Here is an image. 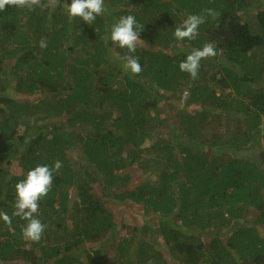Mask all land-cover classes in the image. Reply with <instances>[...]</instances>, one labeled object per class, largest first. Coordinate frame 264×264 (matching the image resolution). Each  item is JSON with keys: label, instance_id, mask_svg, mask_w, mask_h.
Listing matches in <instances>:
<instances>
[{"label": "trees", "instance_id": "1", "mask_svg": "<svg viewBox=\"0 0 264 264\" xmlns=\"http://www.w3.org/2000/svg\"><path fill=\"white\" fill-rule=\"evenodd\" d=\"M47 1L0 12V211L12 217L0 219V264H82L71 251L88 244L86 264H264V0H182L175 18L160 17L159 0H104L73 30L58 19L66 0ZM205 9L218 15L177 41L175 28ZM143 11L150 49L138 43L133 77L109 36ZM209 43L217 56L193 80L179 63ZM57 160L39 201L45 232L25 241L15 185ZM121 204L149 219L122 218L110 208Z\"/></svg>", "mask_w": 264, "mask_h": 264}, {"label": "clouds", "instance_id": "2", "mask_svg": "<svg viewBox=\"0 0 264 264\" xmlns=\"http://www.w3.org/2000/svg\"><path fill=\"white\" fill-rule=\"evenodd\" d=\"M41 3L42 0H0V12L5 11L6 6L27 8L31 11L35 7L41 6ZM44 6L46 7L47 5ZM65 10L70 20L79 17L83 22L91 25L97 16L104 13V0H71L70 5H65ZM205 14L213 18L218 15L212 9H205L201 14L187 15L182 24L175 28L174 38L177 41L196 39L199 35V26L206 22ZM160 17L163 18V13ZM155 26H157L156 23ZM137 27L135 16H121L113 23L109 36L114 45L127 49L128 54L123 56L118 55L116 59L121 62L123 71L133 77L138 76L142 71L139 57L132 55V53H135L138 43L142 42L140 39L141 31H137ZM39 47L41 49L47 47L45 39L42 38L40 40ZM216 56L217 51L213 44L209 43L205 44L202 48H193L185 60L179 63V69L181 72L187 73L191 79H198L201 61ZM6 94L11 95V90H8ZM181 102L183 103V99ZM62 166V162L59 160L55 161L53 166L38 165L29 170L26 177L15 185V211L12 213V216L20 217L27 222L21 230L22 238L25 241L38 243L45 232L46 225L37 218L39 201L50 192L53 183V173H58ZM0 219L6 224H11L12 217L0 211ZM89 248L90 245L88 244L86 249ZM81 250L85 249L75 248L71 253H76L79 262L86 264V261L81 257Z\"/></svg>", "mask_w": 264, "mask_h": 264}, {"label": "rangeland", "instance_id": "3", "mask_svg": "<svg viewBox=\"0 0 264 264\" xmlns=\"http://www.w3.org/2000/svg\"><path fill=\"white\" fill-rule=\"evenodd\" d=\"M160 1V9L163 11V18L165 17H171V18H175L177 16H180V15H184L185 12H183V10L187 11V7H184L183 3H182V0H159ZM209 2V1H208ZM163 3H165V5H163ZM66 4H71V0H66L64 3L60 4L62 7V9L60 11H58L59 13V21H61V23H65L67 25V29H70V30H73V28L75 27L74 24H75V18L74 19H69L68 17V14L65 10V5ZM47 6H51L53 5V1L52 0H49L47 1L46 3ZM57 5V4H56ZM54 9V6H51V10ZM50 10V11H51ZM49 11V16H51L53 13H51ZM57 13V14H58ZM255 16V12L252 11L251 14H250V18L251 17H254ZM136 17V16H135ZM136 21H137V25H138V30L137 31H141L142 29H145L144 26L145 24L148 22V20H150V14L149 12H146V11H143L142 14H141V19H140V22L138 21L139 18L136 17ZM157 28V26H155ZM159 29H155L153 32L155 31H158ZM145 34H149L147 32H140V38L143 37ZM151 34V33H150ZM142 42H140L139 44L143 47H146L147 49H150V45L149 43L145 42L143 39H141ZM159 49H161L159 47ZM262 84L264 85V81H262ZM167 94H170V92H166ZM170 96V95H169ZM171 98H173V96H170ZM223 123V121H222ZM87 168L91 169V164H88L86 165ZM133 174L134 175L136 173V168H134L133 170ZM131 171V172H132ZM130 172V173H131ZM134 181H136L137 183H140V181L138 180V178L136 177V174L134 175ZM134 181L132 182V185L131 187L132 188H135L137 185L134 184ZM122 200V198H120ZM110 208L112 209H116L118 214L121 215L122 218L124 219H134V220H139L141 223H143L145 220H148L149 217H145L143 215H141V210L139 209L138 206L136 207H129V206H126L125 204L124 205H116V207H111ZM138 218V219H137ZM131 228H133V226H131ZM264 232V231H263ZM126 234V230L123 231L122 233V236ZM151 240H153V242L155 241V244H156V240L157 238L154 236V237H150ZM204 240L209 242L210 241V237H204ZM150 241V240H149ZM111 238H108L105 240V244L106 245H110L111 243ZM160 245V244H157V246ZM107 251H108V248H107ZM95 254V251L93 249H85V250H81V257L83 258L84 261H86V263L90 260V258ZM168 257V260L171 259L170 255H167ZM168 264H179L177 260H175L174 258H172Z\"/></svg>", "mask_w": 264, "mask_h": 264}]
</instances>
